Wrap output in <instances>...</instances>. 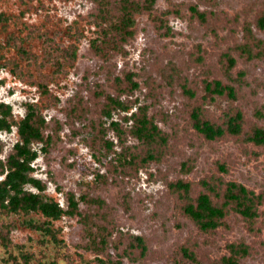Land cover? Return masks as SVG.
I'll return each mask as SVG.
<instances>
[{
    "label": "rangeland",
    "instance_id": "1",
    "mask_svg": "<svg viewBox=\"0 0 264 264\" xmlns=\"http://www.w3.org/2000/svg\"><path fill=\"white\" fill-rule=\"evenodd\" d=\"M104 1L0 0V103L11 106L7 120L12 124L23 118L28 105L43 116L44 135H52V141L46 151L43 143L32 144L38 156L30 175L46 185L41 196L63 208L74 193L80 211L46 222L39 212L24 215L0 208V222L12 225L9 244L0 243V264H25L27 255V264H107L108 258H117L111 245L118 236L131 235L145 236L152 257L144 262L125 257L121 264H210L230 241L249 246L241 264H264V205L255 217L231 212L215 231L202 233L180 211L182 191L168 185L182 179L197 192L199 180L207 178L264 192L262 148L241 137L205 140L189 117L191 107L203 99L202 108L213 119L238 108L246 129L264 126V59H238L226 73L221 56L228 42L241 40L237 20L251 19L262 0H156L150 13L134 15L132 36L123 42L113 36L120 1ZM195 4L199 11H211L207 25L191 15L189 7ZM228 22L234 23L235 36L229 37ZM256 34L264 39V33ZM128 73L138 87L120 93ZM207 78L230 83L238 98L205 92ZM183 86L194 89V99ZM108 95L118 96L127 109H112L106 116ZM140 107H147V116L167 141L157 148L158 158L128 164L118 153L123 148L136 153L144 146L128 132L121 145L111 121L127 130L132 121L126 117ZM18 140L16 126L0 131V160ZM28 220L49 227L52 234L29 227ZM88 229L110 232L106 252L90 246ZM182 245L195 251L197 261L181 260L176 252Z\"/></svg>",
    "mask_w": 264,
    "mask_h": 264
},
{
    "label": "trees",
    "instance_id": "2",
    "mask_svg": "<svg viewBox=\"0 0 264 264\" xmlns=\"http://www.w3.org/2000/svg\"><path fill=\"white\" fill-rule=\"evenodd\" d=\"M107 1L103 5H107ZM119 10L121 16L116 24H113V36L115 39L123 42L129 36H132V28L135 26L134 15L139 12L150 13L155 5L156 0H119ZM116 4V5H117ZM191 15L197 17L204 25L209 21V12L199 11L197 5H190ZM240 26L242 35L240 41L234 38L232 42H228L226 50L222 52L223 67L225 72L229 73L237 64L238 59L244 63L253 62L264 59V39L257 36V32L264 33V0L259 7L254 10L252 18L245 19L240 23L236 22V28ZM230 30V36L234 35V23L229 22L224 25ZM253 27L256 32H254ZM209 28V27H207ZM116 40V41H118ZM117 51V50H116ZM100 53H102L100 51ZM103 54V53H102ZM202 58H200L201 60ZM196 61V60H195ZM132 73L126 74V86H121V91L132 92L138 87V83L132 79ZM120 82L123 80L119 79ZM203 90L211 95H219L223 98L237 99V90L228 82H224L219 78L203 80ZM183 90L189 98H195L196 92L192 88L183 86ZM104 114L111 116L112 109H127V104L119 100L118 96L108 95ZM193 98V99H194ZM203 99L200 104L191 107L189 117L191 125L198 135L208 141L223 138L241 137L245 142H252L254 145L262 148L264 152V126L255 125L251 128H245V117L243 112L238 108H232L227 114L216 117L206 115L205 109L202 108ZM11 113V106L7 103H0V131H10L11 126H16L19 140L15 142L12 150L9 152L4 161L0 160V174L4 175L0 180V208L8 212H22L29 215L31 212H39L45 217L46 222L59 219L61 216H74L80 214L79 200L75 198L74 193L67 195V208H63L58 202L45 199L41 193L45 191L46 185L39 178L31 176L33 172L32 162L38 156L37 151L32 147L34 142L44 144L42 149L47 150L52 141V135H44L46 121L38 110L28 105L25 115L17 123L8 122L7 117ZM205 113V114H204ZM132 121V125L127 130L123 129L119 122L111 121L112 129L116 132L123 145L122 135L129 133L143 144V149L136 153H128L123 148L119 152V160L128 164H135L136 158L142 164L158 158V150L166 144V134L160 130L151 117L147 116V107H140L138 111L132 112L126 117ZM0 147V152H1ZM129 155V157H128ZM224 171V167H221ZM30 185L37 191H31L26 188ZM169 187L177 191L180 200V211L183 216L190 219L197 229L202 233L215 231L221 225V219L228 216L231 212L238 213L244 218H252L258 215L261 205H264V192L256 193L244 184L228 180V181H211L203 178L198 182V191H192L193 185L190 181L176 179L168 183ZM92 202H95L92 200ZM29 227L45 230L52 234L49 227H45L35 220H28ZM100 227V226H99ZM12 225L0 222V243L8 245L10 242L9 234ZM105 229V227H102ZM100 229V228H99ZM106 230V229H105ZM89 232V243L92 247H97L102 253L106 252L110 242V232L95 234L92 230ZM99 237L97 242L95 238ZM117 243L112 244V248L117 258L107 259V264H121L122 258L129 260L146 261L152 257L153 251L150 249L145 236L131 235L129 238L118 236ZM96 243V244H95ZM95 244V245H94ZM94 245V246H93ZM249 252V246L239 241H230L225 244V252L217 259H213L210 264H241ZM181 260L197 261L195 251L187 246L182 245L178 251ZM31 256L24 257V263L27 264Z\"/></svg>",
    "mask_w": 264,
    "mask_h": 264
}]
</instances>
